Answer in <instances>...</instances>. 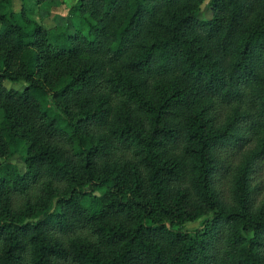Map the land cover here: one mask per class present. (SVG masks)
<instances>
[{
    "label": "trees",
    "instance_id": "16d2710c",
    "mask_svg": "<svg viewBox=\"0 0 264 264\" xmlns=\"http://www.w3.org/2000/svg\"><path fill=\"white\" fill-rule=\"evenodd\" d=\"M203 1L0 0V264H264V0Z\"/></svg>",
    "mask_w": 264,
    "mask_h": 264
},
{
    "label": "rangeland",
    "instance_id": "374dc122",
    "mask_svg": "<svg viewBox=\"0 0 264 264\" xmlns=\"http://www.w3.org/2000/svg\"><path fill=\"white\" fill-rule=\"evenodd\" d=\"M74 1L75 0H12L11 10L16 15H19L21 10L24 9L25 16L34 20L45 29H51L55 26H63L67 31L73 32V27L67 20V13ZM209 1L210 0H204L200 4L202 17H209V11L207 8ZM26 84L27 83L23 80H3V85L7 89L21 91ZM26 149L27 143L25 141H19L16 145L7 149L4 158L15 164L18 169L23 172L25 168L23 155L25 154ZM89 189L90 188L87 187V190ZM205 217L206 215L202 214L197 219L186 222L184 224V229L193 230L200 227Z\"/></svg>",
    "mask_w": 264,
    "mask_h": 264
}]
</instances>
